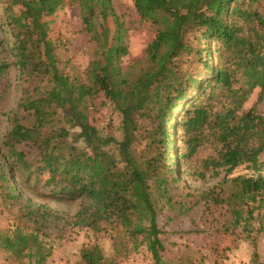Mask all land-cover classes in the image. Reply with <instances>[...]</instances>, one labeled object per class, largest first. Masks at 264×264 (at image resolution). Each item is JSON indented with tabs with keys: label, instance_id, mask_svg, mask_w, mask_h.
I'll return each instance as SVG.
<instances>
[{
	"label": "trees",
	"instance_id": "trees-1",
	"mask_svg": "<svg viewBox=\"0 0 264 264\" xmlns=\"http://www.w3.org/2000/svg\"><path fill=\"white\" fill-rule=\"evenodd\" d=\"M132 3L156 35L125 65L116 0H0V77L16 71L21 88L0 146V209L14 220L0 247L16 260L47 264L50 229L70 227L72 241L86 236L71 264H126L143 247L152 264H174L158 201L188 181L218 180L201 199L227 210L226 236L243 224L251 234L252 221L264 231V0ZM67 6L96 45L85 70L61 56L63 39L49 47L43 16ZM90 18L113 21L119 44L109 46L107 27L90 33ZM78 202L73 215L49 206Z\"/></svg>",
	"mask_w": 264,
	"mask_h": 264
},
{
	"label": "rangeland",
	"instance_id": "rangeland-1",
	"mask_svg": "<svg viewBox=\"0 0 264 264\" xmlns=\"http://www.w3.org/2000/svg\"><path fill=\"white\" fill-rule=\"evenodd\" d=\"M116 7L129 27L130 53L124 58V64L127 65L134 57L141 55L155 38L156 28L140 20L132 0H116ZM43 23L50 49H56L63 39L65 47L60 51L61 56L85 70L95 57L96 45L82 25V15L78 6H67L54 14H44ZM104 27L109 31L107 40L109 46H117L119 43L115 38L118 30L113 21L108 20L105 26L95 18L88 21L87 28L90 33L102 34ZM241 34L242 39L246 38L245 33ZM208 43L209 48H213L215 40L211 39ZM189 57L193 59L195 55ZM17 79V72L14 70L7 71L0 77V146L7 130L8 114L16 108L21 94ZM258 92L259 89L251 96L245 108L251 107L257 101ZM259 110L264 113V101L259 104ZM103 112L105 119L113 116L115 121H118L112 107L105 108ZM86 114L92 118L96 115L95 108L89 109ZM182 146L180 139L175 137L174 149L180 150ZM245 173L247 171L240 169L234 176ZM217 182L215 179H208L207 182L188 181V187H184L183 190L171 191V195L168 196L172 198L170 203L166 200L158 201L161 208L159 225L163 230L162 240L167 247L166 256L170 257L174 264H264V231H257L258 221L250 223L253 227L251 234L244 229L243 224L235 228L232 235L226 236L225 228L231 226L227 210L213 204L209 207L205 200L201 199L202 193L210 190ZM187 193L193 196H187ZM49 206L66 210L67 214L73 215L79 209V202L69 206L49 203ZM13 221L11 214L0 209V234L9 233ZM69 230L70 227L59 237L56 228L50 229L54 246L47 264H71L77 260L79 241L84 240L86 236L84 233L77 235L73 232V235L78 237L74 242L71 240L72 234L70 235ZM104 246L106 253L109 254V244L105 243ZM152 263L151 255L143 247L139 253L132 255L126 264ZM0 264H28V260H16L0 247Z\"/></svg>",
	"mask_w": 264,
	"mask_h": 264
}]
</instances>
